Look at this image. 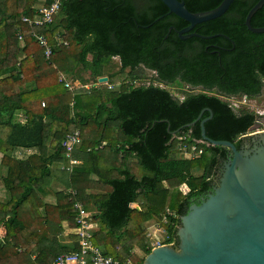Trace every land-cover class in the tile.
Returning <instances> with one entry per match:
<instances>
[{
    "label": "trees",
    "instance_id": "obj_1",
    "mask_svg": "<svg viewBox=\"0 0 264 264\" xmlns=\"http://www.w3.org/2000/svg\"><path fill=\"white\" fill-rule=\"evenodd\" d=\"M220 1L184 0L191 12ZM256 1L233 0L224 14L192 29L223 36L180 39L168 28L188 23L160 0H61L53 22L40 29L21 19L52 0H0V184L6 192L0 199V264H48L76 249L75 200L90 213L92 240L103 254L119 264H143L151 250L145 227L164 207L177 214L178 225L212 188L228 153L201 141L200 120L186 123L208 107L206 135L239 148L259 117L206 92L263 94L264 33L244 25ZM250 23L264 26V4ZM36 30L49 41V60L32 36ZM111 57H118L120 69L105 74ZM139 68L153 71L146 85L138 84L146 79ZM126 69L116 85L115 75ZM62 72L91 86L69 90ZM101 76L111 89L95 84ZM162 83L205 92H184L179 101ZM207 116L205 111L201 119ZM74 130L81 143L72 157L82 163L66 171L61 143ZM192 145L201 153L187 158ZM171 229L176 243V227Z\"/></svg>",
    "mask_w": 264,
    "mask_h": 264
},
{
    "label": "water",
    "instance_id": "obj_2",
    "mask_svg": "<svg viewBox=\"0 0 264 264\" xmlns=\"http://www.w3.org/2000/svg\"><path fill=\"white\" fill-rule=\"evenodd\" d=\"M160 1L168 13L188 23L181 29L169 26L168 32L175 30L180 39H187L212 37L190 31L224 14L233 0H221L211 9L196 12L189 11L184 0ZM263 4L264 0H257L245 15L244 25L253 33H264V26L250 23ZM107 81V76L98 78L100 83ZM204 111L210 115L201 119ZM210 118L211 110L204 108L188 125L200 120L201 141L225 147L230 157L212 191L180 217L176 243L151 248L143 264H264V130L243 135L252 143L237 148L231 141L206 135L204 123Z\"/></svg>",
    "mask_w": 264,
    "mask_h": 264
},
{
    "label": "built area",
    "instance_id": "obj_3",
    "mask_svg": "<svg viewBox=\"0 0 264 264\" xmlns=\"http://www.w3.org/2000/svg\"><path fill=\"white\" fill-rule=\"evenodd\" d=\"M60 2L61 0H52L50 5L40 6L37 9L34 17L24 16L22 17L21 21L37 29L48 27V25L53 22L54 17L58 13ZM17 35L18 40H22V35L19 30ZM32 36L43 49L45 60H49L52 55V48L47 37L43 33L37 32V30L32 32ZM60 78L62 79V74L60 75ZM63 81L65 87L73 89L66 79ZM95 84H106L109 89L112 88V84H109L108 82L100 83L98 82V79ZM79 87L84 86L80 85ZM85 88H88V85H85ZM245 100L246 98L244 97L241 103H245ZM42 105L44 106V103H42ZM80 143L81 136L79 130H74L64 137L61 144L64 148L63 150L65 157L67 158V163L61 166L62 169L71 171L73 166L82 163V160L78 157H72V153L76 150ZM101 147L102 145L98 146V148ZM200 153L201 149H197L195 145L189 146L184 151V155L187 158L197 156ZM71 193L72 195H76V191L74 190ZM73 207L75 210L76 226L74 228V233L76 235L77 247L72 251L54 255L48 261V264H119L117 259L103 254L101 248L93 243L90 213L85 209L83 202L80 200H75ZM176 217L177 214L174 211H172L169 207H164L163 211L159 214V219L150 222L145 227V236L151 248L160 245L175 244L173 240L171 241L168 228L171 229L172 227H177L175 224Z\"/></svg>",
    "mask_w": 264,
    "mask_h": 264
},
{
    "label": "rangeland",
    "instance_id": "obj_4",
    "mask_svg": "<svg viewBox=\"0 0 264 264\" xmlns=\"http://www.w3.org/2000/svg\"><path fill=\"white\" fill-rule=\"evenodd\" d=\"M106 66L104 68V73H113V72H118V70L120 69V62H119V59L118 57H111V58H108L107 61H105ZM128 71V69L124 70L122 73H117L115 75V79H114V82L116 85H118V83L120 82L121 78L123 75L126 74V72ZM138 73H141V74H144L146 75V79L145 80H141L139 81L138 84L142 83V84H148L150 82V77L151 75H153V72L149 71V70H146V69H143V68H139L137 70ZM62 79L63 80H67L71 87H73V89L75 87H79L80 84L82 82H79L78 79H73L69 73L67 72H62ZM84 77H87L88 76V73H83L82 74ZM85 85H88V88L91 86V83L89 84H85ZM85 85L84 88H85ZM163 87L167 88L168 90L171 91V93L173 95H175L176 97L178 98H181V95L183 93H181L179 90H178V87L176 85H168V86H165L164 84L162 85ZM105 87V86H104ZM86 88V89H88ZM106 88H108L106 86ZM69 89V88H68ZM73 89H69V90H73ZM196 91L198 90V88L195 89ZM243 101L242 98L240 97H232L230 98V102L231 104L236 108V109H245V110H249V111H253L257 114H259L260 116H262L263 118L260 119V122L257 123L253 128L250 129V133L251 132H254V131H257V130H264V91H263V94L256 97V98H252V99H246L245 100V103H241ZM23 155V152L20 151L18 152V156L21 157ZM136 161V160H135ZM143 172V171H140V173ZM147 172V171H145ZM144 173V172H143ZM148 173V172H147ZM61 188H64L63 185H59ZM181 190L183 192H186L187 189L185 186H181ZM5 191L3 190V188L1 187V184H0V199H2L4 196H5ZM132 206H135L134 204H132ZM162 239V238H161Z\"/></svg>",
    "mask_w": 264,
    "mask_h": 264
},
{
    "label": "flooded vegetation",
    "instance_id": "obj_5",
    "mask_svg": "<svg viewBox=\"0 0 264 264\" xmlns=\"http://www.w3.org/2000/svg\"><path fill=\"white\" fill-rule=\"evenodd\" d=\"M199 24H201V23H199ZM188 25V24H187ZM187 25H185V26H187ZM185 26H183V27H185ZM182 27V28H183ZM194 28V27H193ZM181 29V28H180ZM248 30V29H247ZM171 31V30H170ZM175 31V30H174ZM176 32V31H175ZM190 32H194V31H190ZM251 32V31H250ZM195 33H197V34H200V33H198V32H195ZM256 34H261V33H256ZM178 35V34H177ZM200 35H204V36H212V37H200V38H202V39H211V38H213V37H216V36H223V34L222 33H215V34H200ZM191 37H193V36H191ZM191 37H189V38H191ZM197 37H199V36H197ZM189 38H187V39H189ZM153 72V71H152ZM165 85V86H168V85H176L177 87H178V90L181 92V93H183L182 95H181V98H178V97H176L175 95H173L172 94V96L174 97V98H176V99H178L179 101H182V100H184V98L186 97V94L184 93V92H189V93H193V94H196V93H199V92H202V91H204V90H202L201 89V87L200 86H196V87H191L190 85H188V84H182L181 86L180 85H178V84H176V83H172V84H165V83H162V84H160V86H162V85ZM163 87V86H162ZM196 88H198V90L196 91L195 89ZM170 91V90H169ZM262 91H264V86H263V88H262ZM171 92V91H170ZM205 92V91H204ZM206 92H208L209 93V95H215V96H217L218 98H220V99H222L223 101H226L228 104H229V106H231L234 110H236L237 112L240 110H238V109H236L232 104H231V102H230V98H232V97H234V98H236V97H240V98H246V99H252V98H250L249 96H247V94H242V93H238V94H229V95H225V94H220V93H215V92H212V91H206ZM204 108H208V107H204ZM204 108H202V109H204ZM201 109V110H202ZM208 109H210V108H208ZM205 112V111H204ZM203 112V113H204ZM202 113V114H203ZM199 114V113H198ZM210 115V114H209ZM211 116H212V112H211ZM208 117V116H207ZM261 118H263L262 116H260L259 115V117H258V119L256 120V122L252 125V127L251 128H253L257 123H259L260 122V119ZM209 120V119H208ZM190 123V122H189ZM189 123H186V125L188 126V124ZM189 126H191V125H189ZM252 142L250 141V139L249 138H242V142H241V145H240V148H243V147H245V145L246 144H251ZM229 157H230V154H229V152L226 154V156H225V158L224 159H220L219 160V163H218V165H217V167H216V173H215V182H214V184H213V186H212V188L217 184V182H218V179H219V176H220V174H221V171H222V168H223V165L225 164V162L229 159ZM212 188L210 189V190H208V191H206L203 195H201V196H199L196 200H195V202H200L203 198H205L211 191H212Z\"/></svg>",
    "mask_w": 264,
    "mask_h": 264
}]
</instances>
